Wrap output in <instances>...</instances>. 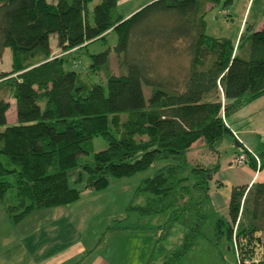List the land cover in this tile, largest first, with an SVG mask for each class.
Listing matches in <instances>:
<instances>
[{"label":"trees","instance_id":"trees-1","mask_svg":"<svg viewBox=\"0 0 264 264\" xmlns=\"http://www.w3.org/2000/svg\"><path fill=\"white\" fill-rule=\"evenodd\" d=\"M219 2L154 0L124 17L118 0H0V59L12 49L10 69L0 71V93L8 89L17 113L9 123L12 104L0 95V202L13 222L74 203L86 189L105 190L114 178L166 159L172 162L142 180L136 191L142 201L129 209L150 216L185 207L191 194L187 151L199 139L212 146L231 134L250 167L264 168V142L250 150L228 123L264 95V24L246 26L237 45L210 36L206 14ZM113 32V56L110 47L89 53L88 72L96 81L66 67L75 52ZM170 52L184 62L167 73L162 64ZM99 135L107 147L81 162ZM197 166L193 170L207 171L208 178L217 170ZM217 230L233 244L239 264H264V182L232 188L228 216L217 218Z\"/></svg>","mask_w":264,"mask_h":264},{"label":"rangeland","instance_id":"rangeland-1","mask_svg":"<svg viewBox=\"0 0 264 264\" xmlns=\"http://www.w3.org/2000/svg\"><path fill=\"white\" fill-rule=\"evenodd\" d=\"M49 1L56 2V0ZM134 1L137 2L138 0H132L128 3L118 0L117 8L120 12L126 13V11L128 12L132 9V2ZM244 2L246 0H230L229 2L220 0L217 5L210 8L206 14V33L215 38L229 39L234 43L242 17L247 9ZM260 9L256 7V3L252 8H248L245 19V22L248 21L246 23L247 27L252 23L253 17L259 15ZM116 43L117 36L115 32L110 33L106 40L98 39L93 41L88 47L75 52V62L70 60L66 67L77 70L88 80L96 81L97 76L88 72L91 64L89 53H98L110 47L113 56V48ZM50 44L53 50L60 49L57 34H53L50 37ZM240 54L247 56V50L241 49ZM166 57L167 62H163L162 66L164 67L163 71L167 73L171 70L177 72L179 70L178 66L184 62L183 57L181 55L176 56L175 52L168 53ZM11 62L12 49L7 47L3 52L2 59H0V71L10 69ZM113 65L114 70L117 71L116 63H113ZM145 92L146 95H149L150 89L145 87ZM0 95L10 100L12 105L7 113L8 121L9 123H15L17 120L15 101L10 98L8 89L5 87ZM252 113H254L252 106H248L232 116V122H235L232 129L238 131L239 137L245 142V146L249 147L250 150H258V147L264 142V127L258 130V133H256V130L253 131L255 127L254 123L251 122L252 118L250 115ZM241 132H244V134H241ZM107 144L104 136H95L89 142L90 154L80 155V161H91L93 153L106 148ZM241 155H246V153L242 147L236 145L234 136L231 134L224 135L222 139L215 142L212 146L199 139L187 151L189 170L186 174L189 175L188 184L191 185V194L187 199V206L178 205L162 214L150 216H141L136 211L129 209L132 204L141 202L139 198L142 195H136V191L142 180L152 176L163 165L172 162L171 159H166L155 161L148 169L138 171L131 176L116 177L111 181L107 189L97 191L96 194L98 195L96 197H101L103 202V206H100V213L121 211L125 215L124 218L127 216L125 219L123 218V221L128 220L127 223L131 227H137L140 220H142L145 223L144 225H146V229H136L138 231L133 234L132 238H124V243L128 240L129 244L136 246L139 258L143 251L141 247L146 244L149 255L152 252L154 253V259H151L152 264H239L237 253L231 241L226 234L221 236L218 234L217 218H225L228 214L227 203L232 188L248 183L254 172L247 161L240 164L235 163L236 159ZM197 165L206 168L217 166V170L213 171L212 178H208V176H203L208 174L207 171L193 170ZM204 179L208 182H205ZM197 183L198 185H196ZM71 185L82 187V184H76L73 179L71 180ZM15 193L16 189L14 187L10 188L7 192L6 200L12 202L15 199ZM86 200L83 195L79 204H84ZM107 223L106 221H92L90 222V230H100L101 226L111 230V227L116 228L117 224L121 222L120 220H114L109 224ZM259 236L261 239L260 245H264V231L260 232ZM144 238L147 241H144ZM106 240L109 244L112 240L111 235H108ZM253 245L252 243L251 246ZM254 248V252H256L258 245H254ZM246 262L248 263L249 260Z\"/></svg>","mask_w":264,"mask_h":264},{"label":"crops","instance_id":"crops-1","mask_svg":"<svg viewBox=\"0 0 264 264\" xmlns=\"http://www.w3.org/2000/svg\"><path fill=\"white\" fill-rule=\"evenodd\" d=\"M123 1L128 3L132 0ZM151 1H134L130 11L119 12L124 17H129L135 10ZM255 3L256 7L261 9L259 15L253 17L249 28L260 29L263 27L264 0L257 2L256 0H246L244 4L247 9L241 20L235 45L238 44L243 30L247 26L248 21L245 22V19L248 8H252ZM249 15L250 13L248 17ZM242 50H247V45ZM57 51L54 50V52ZM248 106H252L254 110V113L250 115L251 122L255 127L253 131L256 130L258 133L257 131L264 127V95L245 107ZM242 109L228 118L231 129L235 123L232 122V116ZM232 131L242 141L238 131H234V129ZM253 171L250 181L246 184L264 182V168L257 171L253 169ZM96 193V190L86 189L82 193V196L84 195L87 199L84 204H79L81 197L80 200L68 205L37 209L19 222H13L10 219L4 204L0 202V264H152L151 259H154V253L149 255L146 244L141 247L143 251L139 258L137 247L129 244L128 240L124 243V238H132L133 234L138 231L136 229H146L145 223L140 220L137 227H131L127 223L128 220L123 221L127 216L124 218L125 215L121 211L100 213V206H103V202L101 197H96L98 195ZM230 197L231 193L227 206ZM139 200L142 201L140 198ZM97 220L106 221L107 224L114 220H120L121 223L117 224L116 228L111 227V230L103 228V226L100 227V230H90V222ZM108 235L112 237L109 244L106 240ZM144 241H147L146 238Z\"/></svg>","mask_w":264,"mask_h":264},{"label":"built area","instance_id":"built-area-1","mask_svg":"<svg viewBox=\"0 0 264 264\" xmlns=\"http://www.w3.org/2000/svg\"><path fill=\"white\" fill-rule=\"evenodd\" d=\"M247 161V156L246 155H241L239 156L237 159H236V162L235 163H244Z\"/></svg>","mask_w":264,"mask_h":264}]
</instances>
